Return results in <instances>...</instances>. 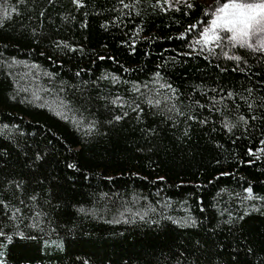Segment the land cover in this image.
Wrapping results in <instances>:
<instances>
[{"label": "trees", "instance_id": "obj_1", "mask_svg": "<svg viewBox=\"0 0 264 264\" xmlns=\"http://www.w3.org/2000/svg\"><path fill=\"white\" fill-rule=\"evenodd\" d=\"M0 8L4 264H264V52L194 48L203 0ZM13 62L69 116L23 100Z\"/></svg>", "mask_w": 264, "mask_h": 264}, {"label": "snow or ice", "instance_id": "obj_2", "mask_svg": "<svg viewBox=\"0 0 264 264\" xmlns=\"http://www.w3.org/2000/svg\"><path fill=\"white\" fill-rule=\"evenodd\" d=\"M74 3L80 5L81 0H74ZM188 7L192 5L189 4ZM209 8L211 11L206 12L205 15H210L212 18L203 28L201 38L196 43L204 46L215 44L216 47H220V42L226 40L233 47H247L264 52V0H214V4ZM11 11L15 12L16 9L12 8ZM2 17L10 18L7 8L2 9ZM222 33L227 35H222ZM229 58L240 59L239 57ZM228 95L231 96V93ZM148 103L153 102L149 100ZM155 103L158 105L160 101L157 100ZM116 119L119 120L120 117ZM248 191L251 193V189ZM19 211L20 209H16L17 213ZM4 235L5 233L0 230V236ZM7 238L11 240V236ZM0 264H4L3 259H0Z\"/></svg>", "mask_w": 264, "mask_h": 264}, {"label": "rangeland", "instance_id": "obj_3", "mask_svg": "<svg viewBox=\"0 0 264 264\" xmlns=\"http://www.w3.org/2000/svg\"><path fill=\"white\" fill-rule=\"evenodd\" d=\"M167 1L169 3H173L182 0H167ZM203 1L208 6L214 4V0H203ZM2 9L3 8H0V14H2ZM206 26L207 24L204 27ZM201 33L196 39L193 40L194 48L203 51L204 53L209 55L237 57V48H239L240 46L233 47L231 43L226 40H222L220 42V47H216L215 44L204 46L202 44L196 43V41L201 38ZM222 35H227V34L222 33ZM225 53H227V55H225ZM12 66L14 68V75L16 78V82L19 85V91L22 93L23 100L27 102L35 103L37 105L46 106L53 113L61 117L69 116V111L67 110V107L62 102V100L56 97V95L50 92L46 87H44L43 73L41 72V70L38 69L37 66L26 62H13ZM71 117L74 118V116L72 115ZM138 204H139V200H136L135 203L136 207L134 211L132 210L129 212L130 216H145L146 213L150 212L151 210L150 207L144 209ZM161 208H163L162 210L164 211L157 210V212L165 213L178 224L185 225L191 223L192 221L186 207L176 206L173 208L170 203L165 202L161 205Z\"/></svg>", "mask_w": 264, "mask_h": 264}]
</instances>
